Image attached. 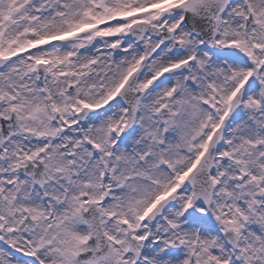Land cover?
I'll return each instance as SVG.
<instances>
[{"label":"snow or ice","instance_id":"1","mask_svg":"<svg viewBox=\"0 0 264 264\" xmlns=\"http://www.w3.org/2000/svg\"><path fill=\"white\" fill-rule=\"evenodd\" d=\"M0 264H264V0H0Z\"/></svg>","mask_w":264,"mask_h":264}]
</instances>
